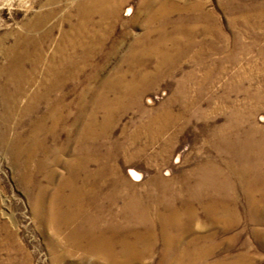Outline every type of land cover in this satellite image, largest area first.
Returning a JSON list of instances; mask_svg holds the SVG:
<instances>
[{
	"label": "rangeland",
	"instance_id": "374dc122",
	"mask_svg": "<svg viewBox=\"0 0 264 264\" xmlns=\"http://www.w3.org/2000/svg\"><path fill=\"white\" fill-rule=\"evenodd\" d=\"M0 264H264V0H0Z\"/></svg>",
	"mask_w": 264,
	"mask_h": 264
},
{
	"label": "bare ground",
	"instance_id": "6f19581e",
	"mask_svg": "<svg viewBox=\"0 0 264 264\" xmlns=\"http://www.w3.org/2000/svg\"><path fill=\"white\" fill-rule=\"evenodd\" d=\"M164 7V6H163ZM132 81V80H131ZM129 84V83H128ZM129 86V85H128ZM123 94V93H122ZM123 97L122 96H120V97H118V99L117 100H115L116 102L115 103H119V101L122 99ZM128 98V97H127ZM122 101V100H121ZM103 108H105V109H107V111H109L110 109H113V103H111V104H109V105H106L105 107L103 106ZM94 117V116H93ZM161 118H162V122L163 123H165L166 121H167V117H166V115L165 114H163V115H161ZM95 120V119H94ZM159 120V119H158ZM94 122H96V120L94 121ZM157 122V121H156ZM235 122V121H234ZM167 123V122H166ZM168 124V123H167ZM235 124H236V122H235ZM238 124V123H237ZM164 127H168V126H165V125H163ZM230 125H228L227 127H229ZM235 126V125H234ZM231 127V126H230ZM229 127V128H230ZM230 129H233V128H230ZM225 131H226V129H225ZM227 131H229V130H227ZM230 131H232V130H230ZM224 132V131H223ZM220 133V132H219ZM218 133V134H219ZM228 133V132H227ZM221 134H223V133H221ZM220 135V134H219ZM223 135H225V134H223ZM223 135L222 136H220V138L222 139V137H223ZM226 136V135H225ZM219 139V138H218ZM88 157V156H87ZM90 157V156H89ZM87 159V158H86ZM85 158H84V160H86ZM91 159V158H90ZM87 161V160H86ZM89 161V160H88ZM88 161L87 162H84V163H88ZM92 162V161H91ZM85 164V165H86ZM84 165V166H85ZM87 167V166H86ZM85 167V168H86ZM84 168V169H85ZM133 173H134V178L136 179V180H138V181H141V175L137 172V171H133ZM61 193H59L58 195H57V197H56V199L54 200V204L52 205V206H45L44 204L45 203H43V210H40V211H42V214H43V218H45V219H47V218H51V219H53L54 217L52 216V214H56V213H60V211H61V214H63V212L64 211H62V206L60 205V201H61ZM42 200V199H41ZM57 201V202H56ZM57 206V210L55 209V207ZM47 207V208H46ZM50 208V209H49ZM258 209V208H257ZM57 211V212H56ZM256 211V210H255ZM218 212V211H217ZM68 213V212H67ZM76 213V212H75ZM42 214H41V216H42ZM77 214V213H76ZM59 215V214H58ZM65 215V214H64ZM71 215H72V213H71ZM74 216H75V214H73ZM48 216V217H47ZM57 216V215H56ZM74 216H72V217H74ZM65 217V218H64ZM66 217H68V215L66 214V216H63L61 219H62V221H63V218L64 219H67ZM42 218V219H43ZM71 217H69V219H70ZM58 219H59V216H58ZM73 219H76V218H73ZM44 220V219H43ZM60 220V219H59ZM49 224H52V223H50L48 220H46ZM55 221V220H54ZM70 221V220H69ZM74 221V220H73ZM45 222V221H44ZM43 222V223H44ZM52 222V221H51ZM60 222V221H59ZM46 223V222H45ZM63 223V222H62ZM65 223V222H64ZM66 224H67V222H66ZM178 224V223H177ZM177 224H175V225H177ZM45 225V224H44ZM55 225H56V223H55ZM47 226V225H46ZM52 226V225H51ZM178 226H179V224H178ZM48 227V226H47ZM64 227H66L65 225H64ZM184 227V226H183ZM182 227V228H183ZM188 227V226H187ZM62 228V227H61ZM185 228V227H184ZM48 230H49V228H48ZM165 232H167V231H165ZM78 234V233H77ZM169 238H171V237H169ZM173 238V237H172ZM171 238V239H172ZM177 239V238H176ZM179 239V238H178ZM181 239V238H180ZM171 241H173V240H171ZM175 241V240H174ZM106 242H108V243H103V242H98V241H95L94 243H93V246L91 247L93 250H95V251H98L99 253H101L102 255H107V253L109 254V255H111V252H112V241H106ZM146 242V241H145ZM181 242V240L180 241H178V243H180ZM103 243V244H102ZM171 243V242H170ZM176 243V242H175ZM175 243H173V245H175ZM181 244V243H180ZM127 247V248H126ZM125 247V250L122 252L123 253V255L125 256V258H124V260L126 259V262L127 261H129V259L131 258V257H134V256H138V255H140L141 253H142V251L140 250V248H138V243L137 244H127V246ZM179 247H180V245H179ZM178 247V248H179ZM181 248V247H180ZM185 248V247H184ZM183 252H184V255H188V253H190L189 252V250H188V248H186V249H184L183 250ZM182 252V253H183ZM180 253H181V251H180ZM196 253V252H195ZM177 255H179V254H177ZM197 256V255H196ZM199 258V257H198ZM111 260H114V259H111ZM114 261H116V260H114ZM113 261V262H114ZM176 261H177V259H176ZM175 261V262H176ZM200 261V260H199ZM203 262V261H202ZM115 263V262H114ZM178 263V262H177Z\"/></svg>",
	"mask_w": 264,
	"mask_h": 264
}]
</instances>
